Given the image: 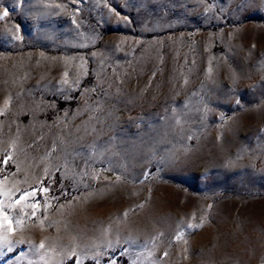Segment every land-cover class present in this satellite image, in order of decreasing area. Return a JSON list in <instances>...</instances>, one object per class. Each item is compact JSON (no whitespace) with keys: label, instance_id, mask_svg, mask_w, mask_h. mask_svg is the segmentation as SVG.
Returning a JSON list of instances; mask_svg holds the SVG:
<instances>
[{"label":"rangeland","instance_id":"obj_1","mask_svg":"<svg viewBox=\"0 0 264 264\" xmlns=\"http://www.w3.org/2000/svg\"><path fill=\"white\" fill-rule=\"evenodd\" d=\"M0 209V264H264V0H0Z\"/></svg>","mask_w":264,"mask_h":264},{"label":"snow or ice","instance_id":"obj_2","mask_svg":"<svg viewBox=\"0 0 264 264\" xmlns=\"http://www.w3.org/2000/svg\"><path fill=\"white\" fill-rule=\"evenodd\" d=\"M7 14H8L7 11H5L3 15L7 16ZM5 163H7V160H5ZM44 191H47V189H44ZM25 195H27V194H25ZM31 195L34 196V195H35V191H33V192L31 193ZM23 198H24V197L22 196L21 199H23ZM17 202H19V201H17ZM0 213H2V209H0ZM3 222L6 223V224H8V226H9V230H13V229L11 228L12 222L9 220V218H8V216H7L6 214L3 215ZM0 227H3V223H0ZM5 240H6V237H5ZM40 247L43 248L44 245L41 244ZM9 251H11V248H10V247H9Z\"/></svg>","mask_w":264,"mask_h":264},{"label":"trees","instance_id":"obj_3","mask_svg":"<svg viewBox=\"0 0 264 264\" xmlns=\"http://www.w3.org/2000/svg\"><path fill=\"white\" fill-rule=\"evenodd\" d=\"M87 264H89V263H87Z\"/></svg>","mask_w":264,"mask_h":264}]
</instances>
